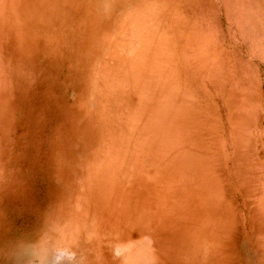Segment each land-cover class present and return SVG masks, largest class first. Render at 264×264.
I'll return each instance as SVG.
<instances>
[{
  "label": "rangeland",
  "instance_id": "rangeland-1",
  "mask_svg": "<svg viewBox=\"0 0 264 264\" xmlns=\"http://www.w3.org/2000/svg\"><path fill=\"white\" fill-rule=\"evenodd\" d=\"M57 230L264 264V0H0V249Z\"/></svg>",
  "mask_w": 264,
  "mask_h": 264
},
{
  "label": "clouds",
  "instance_id": "clouds-1",
  "mask_svg": "<svg viewBox=\"0 0 264 264\" xmlns=\"http://www.w3.org/2000/svg\"><path fill=\"white\" fill-rule=\"evenodd\" d=\"M117 247L113 255L123 256ZM0 256L10 264H88L84 251L76 243V237H68L61 231H46L35 239L18 238L0 249Z\"/></svg>",
  "mask_w": 264,
  "mask_h": 264
}]
</instances>
